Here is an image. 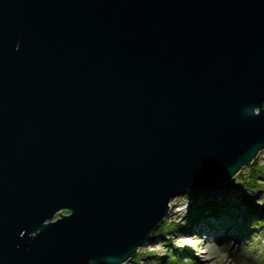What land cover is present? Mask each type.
Masks as SVG:
<instances>
[{
	"label": "water",
	"instance_id": "95a60500",
	"mask_svg": "<svg viewBox=\"0 0 264 264\" xmlns=\"http://www.w3.org/2000/svg\"><path fill=\"white\" fill-rule=\"evenodd\" d=\"M262 147L264 0H0V264H122Z\"/></svg>",
	"mask_w": 264,
	"mask_h": 264
},
{
	"label": "rangeland",
	"instance_id": "374dc122",
	"mask_svg": "<svg viewBox=\"0 0 264 264\" xmlns=\"http://www.w3.org/2000/svg\"><path fill=\"white\" fill-rule=\"evenodd\" d=\"M255 167L264 172V147L229 180L172 198L167 214L157 226L166 225L169 231L164 237L155 236L156 227L151 238L122 264H264V177L258 179V187L253 186L252 190L228 185L230 180L240 174L247 176ZM208 194L213 198L204 204V209L192 212L194 205ZM212 207L216 213L210 214L208 208ZM201 221H209L214 227L199 226L198 234L191 235V227L201 225Z\"/></svg>",
	"mask_w": 264,
	"mask_h": 264
},
{
	"label": "trees",
	"instance_id": "16d2710c",
	"mask_svg": "<svg viewBox=\"0 0 264 264\" xmlns=\"http://www.w3.org/2000/svg\"><path fill=\"white\" fill-rule=\"evenodd\" d=\"M261 177H264V172H263V170L261 169V168H253L251 171H249V173H248V175L246 176V175H242V174H240V176L238 175V176H236L234 179H232V180H230L229 181V183H228V185L230 184H232V185H234V186H237V185H240L242 188H249V190H252V187L253 186H257V184H258V179H260ZM258 187V186H257ZM248 202V204L250 205V200H247ZM214 205V204H213ZM213 209H209V212H210V214L211 213H216V208L215 207H212ZM200 209V208H199ZM228 209L226 208V209H224V211H225V213H226V211H227ZM249 210V209H248ZM198 211V208H197V204L196 205H194V208L192 209V212H197ZM253 213L251 212V213H249L247 216H250V215H252ZM194 216V214H192V216H189V218L190 219H192L191 217H193ZM244 218L246 217V216H243ZM166 227V225H159V227H157L153 232H154V235L155 236H159V237H164L165 235L164 234H166V232H168L169 231V229L168 228H165ZM256 228H254V229H252V230H250V231H254ZM247 231V230H246ZM176 251H180L181 252V249L180 248H178V247H175L174 248Z\"/></svg>",
	"mask_w": 264,
	"mask_h": 264
},
{
	"label": "bare ground",
	"instance_id": "6f19581e",
	"mask_svg": "<svg viewBox=\"0 0 264 264\" xmlns=\"http://www.w3.org/2000/svg\"><path fill=\"white\" fill-rule=\"evenodd\" d=\"M198 210H199V208H198ZM202 210V209H201ZM248 219V218H247ZM216 220V219H215ZM200 224L201 225H198V224H196V226L194 225L193 227H191V229H190V234L191 235H193V234H198V229H200L199 228V226L200 227H204V228H211V227H214V225H213V223H210L209 221H204V222H200ZM217 224V223H216ZM226 226V225H225ZM149 238H151V235L149 236Z\"/></svg>",
	"mask_w": 264,
	"mask_h": 264
}]
</instances>
